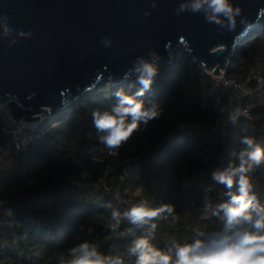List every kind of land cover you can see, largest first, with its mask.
Returning a JSON list of instances; mask_svg holds the SVG:
<instances>
[{
  "label": "trees",
  "instance_id": "trees-1",
  "mask_svg": "<svg viewBox=\"0 0 264 264\" xmlns=\"http://www.w3.org/2000/svg\"><path fill=\"white\" fill-rule=\"evenodd\" d=\"M252 72L261 83L246 81ZM225 74L248 87L250 118L240 116L232 124L227 117L216 124L221 115L216 102L225 106L227 98L181 46L141 97L146 105L154 101L160 106L159 118L141 125L103 162L92 161L85 152L88 144L99 142L91 114L110 110L118 89L137 91L140 85L134 78L103 80L44 117L31 129L23 150L3 132L0 113V264H58L61 253L84 240L134 264L128 246L146 230L122 236L133 226L122 221L113 233L108 224L113 209L123 212L141 201L150 207L174 205V222L171 217L154 221L152 243L158 248L165 249L172 239L190 242L198 228L215 229L217 218L205 211V204L228 197L212 172L238 150L242 129L264 146V15L240 38ZM194 170L203 173L199 183L190 181ZM250 176L253 193L264 203V164ZM109 203L111 208L106 207Z\"/></svg>",
  "mask_w": 264,
  "mask_h": 264
},
{
  "label": "water",
  "instance_id": "water-1",
  "mask_svg": "<svg viewBox=\"0 0 264 264\" xmlns=\"http://www.w3.org/2000/svg\"><path fill=\"white\" fill-rule=\"evenodd\" d=\"M181 2L0 0V17L13 29L0 35V103L15 120L34 124L103 80L126 81L138 56L156 52L160 71L181 46L207 71L225 72L240 38L264 15V0H231L242 12L230 30L203 13L177 14ZM21 31L31 36L17 38Z\"/></svg>",
  "mask_w": 264,
  "mask_h": 264
},
{
  "label": "clouds",
  "instance_id": "clouds-1",
  "mask_svg": "<svg viewBox=\"0 0 264 264\" xmlns=\"http://www.w3.org/2000/svg\"><path fill=\"white\" fill-rule=\"evenodd\" d=\"M155 7V4H153ZM176 13H203L209 23L234 30L237 17L242 9L231 0H182ZM13 29L8 26L6 17H0V35L12 36ZM31 33L18 32L17 38H27ZM16 41L11 40L10 45ZM110 46L108 38L103 40ZM159 55L152 51L147 56H138L132 66L124 73L125 80L134 78L140 87L129 94L123 88L115 93V103L110 110L96 109L92 112L93 126L98 140L107 149L114 150L126 143L141 125L147 126L161 114L156 102L146 105L141 99L152 87L159 73ZM221 114L227 113L228 121L235 124L241 115L239 106L229 109L216 102ZM245 133L238 138L239 148L234 150L227 163L212 172L215 184L225 189L228 199L213 205L205 204V211L217 218L218 226L212 230L196 229L190 242L181 243L172 239L161 249L152 243L158 219L173 222L176 219L174 205L163 203L150 207L141 201L123 212L113 209L108 228L116 233L122 221L132 228L121 235L133 234L135 229L146 230L145 234L135 236L127 249V254L135 258L134 264H264V203L253 193L250 174L264 164V146L254 136ZM111 208L112 205L106 204ZM83 230V226L81 230ZM91 231V229H89ZM58 264H125L119 255H107L100 251L99 245L89 240L69 246L58 257Z\"/></svg>",
  "mask_w": 264,
  "mask_h": 264
},
{
  "label": "built area",
  "instance_id": "built-area-1",
  "mask_svg": "<svg viewBox=\"0 0 264 264\" xmlns=\"http://www.w3.org/2000/svg\"><path fill=\"white\" fill-rule=\"evenodd\" d=\"M208 73L211 75L214 85L226 96L227 101L225 106L229 109V111L231 108L239 106L241 109L240 116L250 118L251 108L245 102L246 94L249 92L248 87L243 82L229 78L226 76L224 71H221L219 74H213L211 71H208ZM246 81L259 84L262 82V79L259 75L252 72L247 76ZM5 103L6 101L0 103L2 130L5 134L10 136L16 148L22 150L26 149L31 140L28 130L33 129L34 126L41 121L31 124L22 123V119L15 120ZM227 117V113L221 114L218 117L216 124H220V122L225 120ZM85 152L92 161L103 162L106 157L116 155L118 149L109 150L100 142H92L85 147ZM202 175V171L194 170L191 173L190 181L192 183H199Z\"/></svg>",
  "mask_w": 264,
  "mask_h": 264
},
{
  "label": "rangeland",
  "instance_id": "rangeland-1",
  "mask_svg": "<svg viewBox=\"0 0 264 264\" xmlns=\"http://www.w3.org/2000/svg\"><path fill=\"white\" fill-rule=\"evenodd\" d=\"M43 119H44V118H43ZM41 121H42V120H41ZM28 133H29V134H32V133H33V131H32V130H29V131H28Z\"/></svg>",
  "mask_w": 264,
  "mask_h": 264
}]
</instances>
